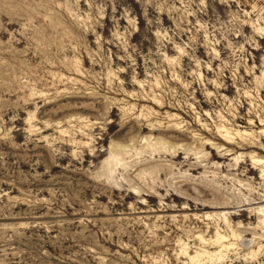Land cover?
Segmentation results:
<instances>
[{
  "label": "rangeland",
  "instance_id": "rangeland-1",
  "mask_svg": "<svg viewBox=\"0 0 264 264\" xmlns=\"http://www.w3.org/2000/svg\"><path fill=\"white\" fill-rule=\"evenodd\" d=\"M259 160L264 0H0V264H264Z\"/></svg>",
  "mask_w": 264,
  "mask_h": 264
},
{
  "label": "bare ground",
  "instance_id": "bare-ground-1",
  "mask_svg": "<svg viewBox=\"0 0 264 264\" xmlns=\"http://www.w3.org/2000/svg\"><path fill=\"white\" fill-rule=\"evenodd\" d=\"M227 157H228V156H227ZM258 162H259V163H260V162H261V163H264V161H263V160H261V161L259 160V161H257V163H258Z\"/></svg>",
  "mask_w": 264,
  "mask_h": 264
}]
</instances>
